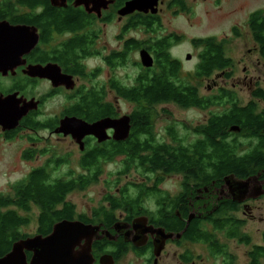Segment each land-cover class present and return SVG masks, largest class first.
Returning <instances> with one entry per match:
<instances>
[{
	"label": "flooded vegetation",
	"instance_id": "1",
	"mask_svg": "<svg viewBox=\"0 0 264 264\" xmlns=\"http://www.w3.org/2000/svg\"><path fill=\"white\" fill-rule=\"evenodd\" d=\"M128 1L0 0V22L34 28L38 37L37 44L22 55L23 64L8 69L6 74L0 72L2 97L16 94L20 106L24 100L37 102V108L30 109L20 118L16 127L4 129L0 125V150L5 145L13 150L16 147L22 161L41 160L10 185L8 194L0 193L11 201L8 205H0V219L10 213L18 220L7 231L8 245L6 249H0V257L11 251L12 244L36 236L45 237L52 233L56 224L68 221L96 229L91 241V264H264V163L258 170L252 169L251 164L246 172L225 174L209 184L200 185L179 173L158 169L149 175L152 176L150 180L143 177L139 182L149 189L159 190L156 195L138 194L132 186L129 189L135 193L123 195L121 190L126 184H120V187L115 181L114 192L108 184L98 200L80 208L76 205L74 194L99 183L107 165L119 164L117 172L123 169L127 146L137 148L139 153H147L154 146L165 151L182 145L189 147L201 136L196 129L206 127L214 116L222 117L233 102L237 107L252 102L257 111H264V100L253 95L256 90L264 92L260 79L249 78L244 72L246 67L243 68L241 81L250 90V98L241 102L237 85L230 82L234 63L228 57V66L200 78L208 80L215 75L219 80L212 86L207 85L204 92L199 90L203 99L216 96L214 103L202 107L183 106L172 100L157 102L152 105L154 115L147 118L137 139L128 143L130 135L123 140L113 139L112 128L106 129V140L84 136L80 141L82 146L71 134L56 132L65 118L76 117L93 124L106 117L117 119L128 115L130 133L136 124L131 113L137 103L119 92L136 86L141 73L155 67L165 54L171 63H177L181 72L182 62L172 50L178 47L182 37L174 32H164L162 16L167 11L173 16L188 14V0H158L155 13L148 8L123 16L118 14ZM217 41L224 47L223 40ZM141 51L148 52L153 58L152 67L140 64ZM130 57H135L132 64L139 73L128 82L127 74L121 71ZM30 65L47 67L49 75H27L25 71ZM230 95H233V102L227 98ZM125 102L131 105L130 112L122 111L121 104ZM169 104L187 111H207L202 122L191 129L194 137L190 139L180 133L179 126L184 131L189 130L185 120L183 124L174 125L173 115L167 110H164L167 115L157 113L156 106ZM227 132L231 136L237 135L240 129L232 125ZM243 140L250 145L237 147L241 154L255 144L254 137ZM37 170L43 172L45 182L58 181L69 186L48 213L42 210L37 199L31 197H27L26 208L13 203L19 201L14 185L19 182L29 185L31 173ZM95 171H99L95 181L78 185L81 176H95ZM172 175L181 176L180 189L176 193L161 187ZM241 181L244 184L239 186ZM184 182L187 183L185 192ZM188 221L195 223L186 231ZM248 222L263 225L255 228L257 239L246 227ZM160 229L174 236L162 241ZM201 232L209 233L210 240L191 239ZM177 233L180 237L175 236ZM81 245L74 246V251L80 250ZM23 254L29 264L33 251L23 249Z\"/></svg>",
	"mask_w": 264,
	"mask_h": 264
},
{
	"label": "trees",
	"instance_id": "2",
	"mask_svg": "<svg viewBox=\"0 0 264 264\" xmlns=\"http://www.w3.org/2000/svg\"><path fill=\"white\" fill-rule=\"evenodd\" d=\"M247 22L258 53L264 58V12L256 10L250 13ZM191 43L200 49L193 73L197 78L209 77L214 70L224 69L230 64L222 42H218L215 38H193ZM160 59L155 67L146 70V73H141V76L137 78L136 86L127 87L119 92L128 100L137 103L131 113L136 124L132 126L127 143L137 139L138 133L146 125L147 118L154 115L152 105L157 102L172 100L183 106L203 107L214 103L217 99L216 96L203 99L197 87L180 80L177 75L179 74L178 65L171 63L167 54ZM253 95H258L264 100V92L261 90H256ZM232 96L227 97L230 102L234 101ZM206 124V127L196 129L201 136L192 141L189 147L182 145L171 151H165L154 146L147 153H139L137 148L127 146L126 162L117 174H125L131 169H136L142 177L150 180L151 173L162 169L166 173H179L191 182L200 185L209 184L225 174L246 172L251 164L252 169H260L264 163V111H257L252 102L239 107L233 102L226 114L222 117L214 116ZM232 125L240 129V133L232 135L233 137L227 132ZM248 137H254L255 144L251 150L241 154L237 147L250 145L243 140ZM98 173L99 171H95V176L86 178L81 176L80 179H83H79L78 185L81 187L87 182L95 181ZM31 174L29 185H24L22 182L14 185L19 201L13 203L23 209L26 208L24 206H26L27 197H31L37 199L42 210L48 213L69 186L64 182H45L44 174L40 170ZM129 186L134 187L138 194L156 195L159 193V190L149 189L143 183H128L121 190V194L126 196L134 194L135 192L131 191ZM186 187L187 183L184 182L182 187L184 192L187 190ZM10 202L8 196L7 198L0 196V205H8ZM16 222H18L17 218L10 213L0 219V249H6L8 244H6L5 236ZM194 223L195 221H190L186 225V231L190 230ZM213 225L216 226V224ZM191 239L209 241L210 235L207 232H201Z\"/></svg>",
	"mask_w": 264,
	"mask_h": 264
},
{
	"label": "rangeland",
	"instance_id": "3",
	"mask_svg": "<svg viewBox=\"0 0 264 264\" xmlns=\"http://www.w3.org/2000/svg\"><path fill=\"white\" fill-rule=\"evenodd\" d=\"M188 4L190 7L188 14L173 16L171 12L167 11L162 16L164 32H174L182 37L178 47L172 50L182 62L183 68L179 73L180 80L197 87L201 92L205 91L207 85L212 86L214 82H219L215 75L211 79L202 80L193 74L198 62L200 49L193 46L191 40L202 37H213L216 40H223L225 54L234 63L231 71L233 79L230 82L237 85L236 90L240 101H247L250 98V90L241 81L244 72H247L249 78L260 79L259 84L264 86L262 84L264 79V58L258 53L247 22L250 13L256 10L264 12V0H188ZM187 54H190L191 59L187 60L185 58ZM134 60L135 57H130L129 63L121 71L127 74L128 82L139 73L138 69L132 64ZM244 67H246V71L243 70ZM121 107L123 108L122 111L130 112L131 110L129 102L122 103ZM156 110L161 115H167L164 110L172 114L175 121L174 125L183 124L182 122L185 120V125L189 126V130L184 131L179 126L180 133L187 135L190 139L195 136L191 129L201 123L203 116L207 113V111L199 109L187 111L172 104L156 106ZM14 148L15 150L5 145L0 150V193L3 194H8L10 185L24 177L29 169L35 167L41 161L24 162L18 157L20 150H17L16 147ZM118 167L119 164L107 165L99 178V183L94 184L83 192L74 194L73 199L76 205L80 208L83 204H90L92 200H98L105 193L103 191L108 184L112 185L110 191L114 192L117 186L115 181L121 187L120 184L139 183L143 178L142 174L136 169H131L126 176L117 174ZM180 182L181 176L172 175L167 178L161 187L162 189H168L171 193H176L180 189ZM262 226L256 222H248L246 225L256 239L258 234L255 228Z\"/></svg>",
	"mask_w": 264,
	"mask_h": 264
},
{
	"label": "water",
	"instance_id": "4",
	"mask_svg": "<svg viewBox=\"0 0 264 264\" xmlns=\"http://www.w3.org/2000/svg\"><path fill=\"white\" fill-rule=\"evenodd\" d=\"M157 5L158 0H130L119 10L118 14L123 16L134 10L147 11L148 8L155 13ZM37 40L34 28L11 26L6 22H0V72L6 74L8 69H15L16 66L23 64L22 55L27 54L37 44ZM185 58L191 59L190 54H187ZM140 64L146 68L153 66V58L148 52H140ZM47 70V67L41 65H30L25 73L32 77H43L45 74L49 75ZM15 97L16 94L5 97L0 95V125L4 129L16 127L20 118L25 116L30 109L37 108V102L33 99L29 102L24 100L20 106L19 100ZM108 128L113 129V139H126L130 131V117L128 115L117 119L106 117L93 124L76 117L65 118L55 131L62 132L64 135L71 134L82 146L81 138L86 135H93L98 141L106 140L108 137L106 129ZM241 182L238 183L239 186L244 184ZM158 231L162 233V241L174 236L173 233H164L162 229ZM95 233L96 229L91 225L62 221L56 224L52 233L45 237L36 236L12 244L11 251L0 257V264H27L23 257V249L33 251L29 264H91V241ZM180 235V233L175 234L176 237ZM82 240H84L83 245L80 243ZM76 245H81V249L74 251Z\"/></svg>",
	"mask_w": 264,
	"mask_h": 264
}]
</instances>
